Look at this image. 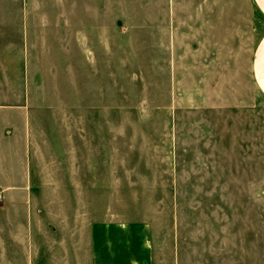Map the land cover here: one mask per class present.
<instances>
[{
  "label": "rangeland",
  "instance_id": "374dc122",
  "mask_svg": "<svg viewBox=\"0 0 264 264\" xmlns=\"http://www.w3.org/2000/svg\"><path fill=\"white\" fill-rule=\"evenodd\" d=\"M113 11L115 28H0V97L31 103L51 129L50 166L83 179L80 213L152 222L157 264H264L253 47L175 30V0H116ZM258 57L264 85V41Z\"/></svg>",
  "mask_w": 264,
  "mask_h": 264
},
{
  "label": "crops",
  "instance_id": "0c3cea01",
  "mask_svg": "<svg viewBox=\"0 0 264 264\" xmlns=\"http://www.w3.org/2000/svg\"><path fill=\"white\" fill-rule=\"evenodd\" d=\"M81 2L0 0V14L18 15L15 21L0 18V24H15L0 28L100 29L122 22L113 11L116 0H86L84 9ZM125 14L129 23H136L144 12ZM181 29L214 32L252 46L251 76L264 92L258 57L264 41V0H236L235 5L175 0V30ZM31 107L0 97V264H157L156 250L161 248L151 221L110 212L80 213L83 179L78 180L77 169L50 166L55 157L52 131L37 124ZM69 205L76 206L71 214ZM170 250L175 254V242Z\"/></svg>",
  "mask_w": 264,
  "mask_h": 264
},
{
  "label": "built area",
  "instance_id": "2783aa9c",
  "mask_svg": "<svg viewBox=\"0 0 264 264\" xmlns=\"http://www.w3.org/2000/svg\"><path fill=\"white\" fill-rule=\"evenodd\" d=\"M4 200L2 192H0V203Z\"/></svg>",
  "mask_w": 264,
  "mask_h": 264
}]
</instances>
